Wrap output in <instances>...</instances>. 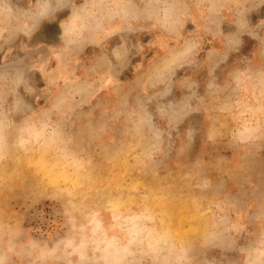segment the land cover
<instances>
[{"label":"rangeland","instance_id":"obj_1","mask_svg":"<svg viewBox=\"0 0 264 264\" xmlns=\"http://www.w3.org/2000/svg\"><path fill=\"white\" fill-rule=\"evenodd\" d=\"M185 2L190 11L186 8L179 12L185 26L197 22L201 29L192 53L199 57L231 55L217 75L211 76L213 84L201 99L203 105L209 103L203 109L217 117L215 124L220 126V118L229 129L225 136L200 137L192 150L181 147L175 158L166 156L159 163L162 143L159 137L151 138L153 129L164 127L166 113L159 96H149L147 102L155 106L136 109L139 118L152 115L156 123L149 128L138 121L132 124L126 106H115V135L131 132L143 146L136 157V170L120 174L110 170L108 164L107 170L88 172L69 165V160L78 157L70 147L77 153L82 151L83 135L96 129L94 125L82 126L83 118L111 104L105 103L111 99L107 92H100L101 101L90 104L89 109L79 91L73 90L62 95L71 99L67 101L69 106L54 108V114L41 108L49 100L47 93H54L58 84L72 80L79 85L88 80L95 88L108 82V78L95 73L93 65L102 56L97 51L111 44H90L91 54H72L71 73H63L56 68L68 60L69 54H45L56 49L54 44L28 42L30 37L14 26L22 23L25 29L24 9L32 0H0L12 18L10 24L0 26V211L15 215L29 237L41 245L62 240L71 250L76 248L70 253L65 248V259H57L56 264H264V187L255 193L258 200L247 207L241 202L237 209L233 207L232 220L226 222L223 217L229 216L228 205L222 194L226 180L234 186V182L246 178L250 187L264 168V0H213L211 5L218 8L209 10L208 0ZM3 16L8 18L6 13ZM208 24L216 26L215 36L205 35ZM151 32L147 47L153 52L147 59L164 53L175 42H165L163 29ZM35 50L44 53L23 54ZM80 63L85 65L83 73ZM197 64L203 69L202 60ZM46 84L52 92L40 91ZM118 102L115 99V104ZM198 115L201 119L205 116L202 108ZM241 126H253L255 137L234 136L232 130ZM175 145L169 140L166 149L173 150ZM73 182L79 184L70 185ZM171 182L176 183L166 188ZM165 194L178 197L175 206L165 210L156 205L153 209L155 200ZM242 194L253 199L249 190ZM82 202L87 203L86 209L81 207ZM180 208L196 211L194 230L171 226V213ZM90 209L103 211L105 220L102 234L82 240L85 246L92 245L91 251L71 244L81 239L68 234L66 220L68 211ZM108 239H112L115 250ZM0 263L6 264L5 259L0 258ZM20 263L35 264L27 260Z\"/></svg>","mask_w":264,"mask_h":264},{"label":"crops","instance_id":"obj_2","mask_svg":"<svg viewBox=\"0 0 264 264\" xmlns=\"http://www.w3.org/2000/svg\"><path fill=\"white\" fill-rule=\"evenodd\" d=\"M212 3L213 0H208L206 10L218 8V6L213 8ZM185 4V0H32L31 6L25 7V23H23L25 29L22 28V23H16L14 26L30 37L28 42L54 44L56 49L45 54H69L68 60H64L63 65L56 68L63 73H71L68 68L71 66L69 63L71 64L72 54H91L93 50L89 49L90 44H111L102 46L97 51L96 54H102V56L100 61L93 65L96 68L95 73L101 75L102 79L108 78V82L102 83L101 87L98 84L95 88L89 86L88 80L85 84L79 85L73 84L72 80L58 84L54 93L51 95L47 93L49 100L41 107L42 110L54 114V108L69 106L71 103L67 101L71 99L63 98L62 95H67V92L71 90L79 91L88 109L90 104L101 101L100 92H107L111 98L105 101L106 104L111 101L109 106H104L96 114H88L83 118L82 126L94 128V125L96 129L87 131L90 135L88 133L83 135L85 147L82 151L77 153L73 146L70 147L73 149L71 153L78 155L76 159L69 160L72 169H79L81 172L98 169L102 171L108 169L105 167L108 164L110 170H116L120 174H128L136 170V157L140 155L139 150L143 146L131 132L115 135V106L117 108L126 106L131 111L132 124L138 121L143 128H149L156 123L152 115L145 114L139 118L136 109L141 106L146 108L150 105L155 106L147 102L150 100V95L151 97L159 96L160 106L165 107L166 113L162 120L164 127L159 131L153 129L154 134L151 137L152 140L159 137L162 143L159 163H162L166 156L171 155L167 158H175L178 154L177 150L181 147L192 150L196 139L200 137L212 139L225 136L229 126H226L220 118L217 119L220 126L216 125L217 117L214 118V115H210L211 112L203 109V106L209 103L206 102L203 105L201 99H205L204 92L213 84L211 76L217 75L231 55L202 54L199 57L198 54L192 53V47L194 49L197 47L198 33L201 29L197 22H193L194 25L185 26L184 19L179 13L186 8L190 11V7H185ZM4 13L8 15V18L3 16ZM0 15V26L10 24L12 18L9 16L8 8L3 7L1 3ZM206 28L208 34L205 35L215 36L218 33L215 25L208 24ZM151 29H157L159 32L163 29L165 42H175L173 47L164 53L147 59V54L153 52L147 47L151 42L149 40L152 34ZM57 44H59L58 48ZM43 53L35 50L23 54ZM212 55L215 56L214 59H211ZM199 60L203 61V69L197 66ZM87 64V67H91V63ZM84 67V63H80L79 70L82 73ZM46 89L49 92L53 91L47 84L40 91L43 93ZM115 99L119 101L118 104H115ZM101 106L100 104L98 107ZM201 108L205 114L202 119L198 115ZM173 109L176 110L174 114L171 113ZM227 121H229L228 118ZM181 123L184 124L182 127ZM252 128L253 126H241L233 129L232 133L234 136L254 138ZM64 135L66 139L67 134ZM169 140H174L176 143L173 150L166 149ZM121 141L123 144H120ZM66 151L65 148L64 152ZM207 162L208 160L204 159V163ZM240 165L243 164L240 163ZM257 175L259 178H255V182H252L250 187L246 178L234 182V186H231L232 181L224 182L222 194L226 198L229 214L225 219V216L223 217L225 222L232 220L233 207L237 209L238 203H245L247 207L251 202L258 200L255 193L264 187V183L261 185L264 168ZM173 183L176 182H171L166 188ZM76 184L79 182H73L70 185L76 186ZM129 185L132 184L129 183ZM244 190L251 191L253 199L243 196ZM175 199L178 197L173 198L165 194L164 197L155 200L153 209L159 206L170 210L175 206L174 202H177L174 201ZM81 207L86 209L88 205L82 202ZM171 215L170 224L173 228L194 230L197 227L196 211L180 208L173 210ZM103 216V211L91 209L81 212L68 211L66 215L68 234L81 239V242L75 241L71 244L74 247L79 246L81 250L84 248L93 250L92 245L85 246L86 242L82 240L93 239V234L96 233L102 234L105 226ZM224 225L223 232H226L228 228L226 224ZM107 242L115 250L112 239H108ZM65 248L69 253L76 249L71 250L66 247L62 240L41 245L29 237L24 231L21 220L16 219L15 215H5L4 211H0V258L5 259L6 264H21V260L35 264L37 262L56 264L57 259H65V253L63 254ZM94 261H98L97 254Z\"/></svg>","mask_w":264,"mask_h":264}]
</instances>
